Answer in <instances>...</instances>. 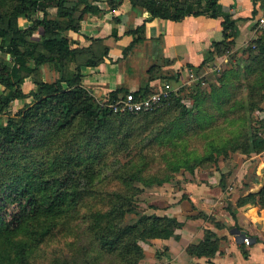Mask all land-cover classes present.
<instances>
[{
    "label": "trees",
    "instance_id": "obj_1",
    "mask_svg": "<svg viewBox=\"0 0 264 264\" xmlns=\"http://www.w3.org/2000/svg\"><path fill=\"white\" fill-rule=\"evenodd\" d=\"M96 1L0 0V115L8 114L7 121L0 122V264H139L145 256L141 241L179 239L177 230L184 222L175 216L141 211L137 205L141 188L137 183L161 185L171 179V172L183 167L194 170L200 164L207 166L231 151L248 155L264 151V123L262 129L253 122L247 123L248 114L259 108L264 99V28L248 48L247 94L222 111L225 117L228 111L241 113L240 125L232 128L230 135H219L210 123L209 132L201 133L208 138L207 151L199 154L180 141L186 139V125L181 124L183 115L153 127L150 135L145 133L147 128L141 129L164 103L188 113L179 91L170 93L150 111L120 113L105 106L85 86L82 68L103 62L108 47L100 39L82 46L69 31H79L87 15L103 12ZM131 3L154 17L166 19L221 16L224 38L212 43L200 67L218 55H228L240 34L239 19L223 10L219 0ZM110 4L115 6L113 0ZM21 18L28 21L27 26L20 24ZM130 32H139L134 41L140 40L144 25ZM35 34L40 37L34 38ZM44 66L56 70L59 76L45 79ZM155 68L156 64L149 68V80L156 78ZM180 74L182 71L178 70L177 75ZM28 78L35 84L29 92L24 88ZM154 89L145 84L136 93L145 96ZM215 91L217 87H212L210 93ZM119 92L128 90L118 88L103 100L113 99ZM29 97L31 101H27ZM196 98L198 105L201 97L196 94ZM230 99H223L220 104L227 105ZM15 100L25 102L12 113ZM136 131L139 134L135 135ZM142 134L147 136L141 138ZM148 136L152 141L165 136L172 148L179 149L166 151L165 155L172 152L174 156L167 157L166 167L154 173L148 169L147 155L140 151L135 157L144 159H129L122 164L114 174L113 187H107L103 171L111 154L127 149L137 137L140 144ZM249 203L264 210V184L258 191L240 196L236 204L240 207ZM228 210L236 215L231 204ZM217 225L222 226L219 222ZM225 240L226 236L206 228L204 238L186 249L191 257H205L213 264L212 259ZM245 246L240 244L247 257Z\"/></svg>",
    "mask_w": 264,
    "mask_h": 264
},
{
    "label": "rangeland",
    "instance_id": "obj_2",
    "mask_svg": "<svg viewBox=\"0 0 264 264\" xmlns=\"http://www.w3.org/2000/svg\"><path fill=\"white\" fill-rule=\"evenodd\" d=\"M257 18L252 22L251 33L247 34V37H240L238 41V36L236 37L234 44L230 46L229 54H226L228 56L226 61H224L222 55H218L214 60L201 67L197 65L181 69L182 74H180V76L177 75V70L165 73L164 75L166 76L160 79V81L169 79L174 83L179 93H182L181 102L187 106L189 112L183 114L182 108H174V106H171L168 102L164 103L156 114H152L151 118L143 124L141 129L147 128L145 133L149 132L148 135H150L153 127L171 123L176 117L183 115L181 124L186 125L183 129L186 139L180 140L178 138L176 141H185V147L187 149H192L199 154H203L207 151L205 143L208 138L203 137L204 135L201 133L209 132L210 123L212 130L217 134L230 135L232 128L240 125L242 114L239 113L234 115L231 111H228V115L225 117L222 111L226 112L230 105L247 94V80L245 79V75L247 64L250 59L248 48L253 40L262 33V29L257 25ZM39 37V34L34 35V38L38 39ZM192 72L194 73V77H192L194 79L191 80V84H188L187 81L191 79ZM52 73H56L54 77L59 76L56 70L53 71V69H50L48 66H44V69H42L43 77ZM28 80L33 82L31 78H28ZM212 87H217V91L211 94L210 90ZM32 89L33 88H31V90ZM1 90L2 86H0V91ZM196 94L201 97L199 100L201 102L198 105L196 104ZM229 98L231 99L227 105L224 104L222 106L220 104L223 99L228 100ZM31 100L32 97L27 98V101ZM24 102L25 101L22 100H15L11 105V112L15 113L23 106ZM212 114L214 115L213 117ZM248 115L250 117L247 119V123L253 122L262 129L264 123V99L260 103V107L256 108ZM237 116L240 117L236 118ZM7 119L8 114L0 115V122H6ZM193 119H195V121H193ZM203 121H205L204 124H202ZM217 128H221V131L217 130ZM196 131L201 132L195 133ZM137 134L139 133L136 131L135 135ZM145 136L147 135L142 134L141 138ZM139 141L140 137H137L132 140L127 149L123 148L111 154L107 168L103 171V177L106 176L103 183L108 185L107 187H113L112 184H114V178H116L114 174L122 164L129 161V159H144L142 156L135 157L140 151L147 155L149 161L147 164L148 169L154 173L160 172L166 167L167 157L171 158L174 156L172 152H168L167 155H165L166 151L179 149V147L172 148L173 144L166 140L165 136L159 137L156 141H152L149 136L140 144ZM256 165H259L257 170L259 175H256L254 172ZM171 175V179L161 185L157 183H137L141 188L140 193L137 195V205L141 211L156 213L157 211L165 209L172 211L174 208L180 207L181 211L185 214V217L182 219L184 226L180 228L181 230L190 220L198 219L204 226L203 238L205 229L210 227L220 230L223 229L227 231L228 234H231V230L236 228L239 230L238 234L242 235V231H244L242 229L246 226L244 227V223L241 222L240 217L242 215L236 203L240 196L247 194L248 182L259 181V176L261 175V181H259L261 182V187L264 184V151L252 153L250 155L240 151H231L226 157H218L216 162H208L207 166L200 164L195 166L194 170L183 167L177 172H171ZM189 187L190 189L191 187L206 189L208 191L207 195H212V198L217 201V204H214L211 210L208 208V204L211 203L210 201H208V204L205 202L206 208H204V210L195 208L188 196L190 194L188 192ZM229 204L235 209L236 215L231 214V211L228 210ZM217 222L221 223L222 226H218ZM247 229L249 228L247 227ZM253 234V231L249 234L251 240H253ZM219 235L227 237L226 234ZM152 243L151 240L149 242L141 241L145 256L139 264H152V261H155V264H175L169 246L165 244L154 245ZM242 243L247 245L245 241ZM186 248L185 253L191 257ZM192 262L194 264L197 261L194 260Z\"/></svg>",
    "mask_w": 264,
    "mask_h": 264
},
{
    "label": "crops",
    "instance_id": "obj_3",
    "mask_svg": "<svg viewBox=\"0 0 264 264\" xmlns=\"http://www.w3.org/2000/svg\"><path fill=\"white\" fill-rule=\"evenodd\" d=\"M219 1L223 10L239 19L240 34L237 41L240 37H247V34L251 33L252 22L264 13V0ZM113 2L115 6H111L110 0H97L95 3L103 9V12L87 15L82 20L79 31H69V35L82 46H89L93 39H100L101 44L108 47V55L103 62L82 68L85 86L91 88L100 100L108 98L110 92L118 88L137 91L147 84L154 89L160 84L161 75L184 69L191 64L200 65L212 43L224 38L221 16L189 15L183 20H173L154 17L146 10L133 7L131 0H113ZM20 24L27 26L28 21L21 18ZM140 25H144L143 36L140 40L134 41L139 36V32L132 33L130 29ZM222 56L224 61L228 59L226 54ZM155 64L156 78L149 80L148 70ZM54 74L56 75V73L47 74L44 78L52 80ZM34 86L30 80L25 81V91L29 92ZM258 166L256 165L254 169L256 175ZM259 181L248 182L246 193L258 191L261 187ZM188 190L191 202L199 210L206 208L205 202L212 203L208 204L209 210L217 204L212 195H207L206 189L189 187ZM238 208L242 215H240L241 222L244 223V227L246 226V229H241L246 235L251 234V231L254 233L251 243L245 246L249 255L246 257L242 252L240 244L243 239L242 235L238 234V229L235 228L231 230V234H228L223 229L210 227L218 234H226L228 239L221 244L212 262L213 264H264V210L250 203ZM169 211L165 209L156 213L173 215L180 220L185 217L180 207ZM203 227L198 219L190 220L182 230H177L181 234L180 239L154 238L151 241L154 245L169 246L175 264H193L194 260L209 264L205 257L193 259L185 253L189 243H198L203 239ZM152 264H155V261H152Z\"/></svg>",
    "mask_w": 264,
    "mask_h": 264
},
{
    "label": "built area",
    "instance_id": "obj_4",
    "mask_svg": "<svg viewBox=\"0 0 264 264\" xmlns=\"http://www.w3.org/2000/svg\"><path fill=\"white\" fill-rule=\"evenodd\" d=\"M257 25L260 29L264 28V13L257 18ZM194 73L191 74V79L187 81L192 83ZM178 88L170 80H163L160 84L148 95L137 94L135 90H130L126 93L119 94L113 99L101 100L105 106L110 107L115 112L120 113H138L150 111L160 106L165 98H167L173 91H178ZM243 241L249 245L251 237L245 235Z\"/></svg>",
    "mask_w": 264,
    "mask_h": 264
},
{
    "label": "water",
    "instance_id": "obj_5",
    "mask_svg": "<svg viewBox=\"0 0 264 264\" xmlns=\"http://www.w3.org/2000/svg\"><path fill=\"white\" fill-rule=\"evenodd\" d=\"M246 235L245 231H242V239Z\"/></svg>",
    "mask_w": 264,
    "mask_h": 264
}]
</instances>
